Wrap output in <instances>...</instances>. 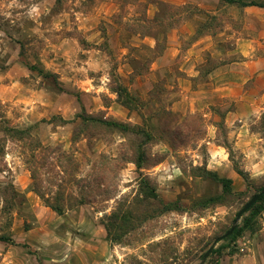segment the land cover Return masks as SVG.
Masks as SVG:
<instances>
[{"label": "rangeland", "instance_id": "rangeland-1", "mask_svg": "<svg viewBox=\"0 0 264 264\" xmlns=\"http://www.w3.org/2000/svg\"><path fill=\"white\" fill-rule=\"evenodd\" d=\"M127 1L136 9L98 22L97 40L109 21L119 25L120 46L72 28L67 0H0V264H75L72 252H93L83 243L89 230L120 251L121 264H197L264 184L249 182L219 107L211 116L206 107L174 109L183 82L154 75V56L184 21L195 24L184 48L215 31L223 46L241 36L262 42L264 0ZM137 32L160 38L154 45ZM256 124L263 131L264 120ZM208 141L224 145L223 161L247 180L239 175L223 192L206 178ZM257 206L253 230L264 199ZM106 227L120 239L111 242ZM251 232L220 240L201 264L234 253Z\"/></svg>", "mask_w": 264, "mask_h": 264}, {"label": "crops", "instance_id": "crops-1", "mask_svg": "<svg viewBox=\"0 0 264 264\" xmlns=\"http://www.w3.org/2000/svg\"><path fill=\"white\" fill-rule=\"evenodd\" d=\"M67 2L70 3L71 16H74L70 20L72 28L76 27L87 40L104 39L122 46L119 25L112 21L105 24V34L97 40L96 37L101 32L98 22L128 8L135 10L133 3L127 0ZM184 4L182 2L179 5ZM199 5L205 8L206 0H201ZM150 7L155 8L154 2H150ZM261 8L264 9V6ZM65 10L62 9L63 12ZM183 24L180 26L182 28L174 27L167 33L165 46L161 53L154 56V75H166L172 85L175 84L174 77L183 82L181 89L177 88L181 97L172 103L174 109L182 108L185 112L192 107H206L209 110L205 114L207 116L214 113L212 108L219 107L223 111L227 130L226 142L244 156L243 169L248 172L249 182L260 185L264 182V129L260 130L256 123L259 118L264 120V37L262 42L244 36L236 37L235 44L231 42L229 46H223L224 42L218 37L223 32L215 31L209 35H199L184 48L182 40L185 39L187 31H193L188 26L192 24L195 27V24L190 21H184ZM93 29L96 30L94 36ZM136 36L139 41L150 36L154 45L160 38L159 33L142 35L137 32ZM260 47H263V52L258 53ZM210 124L214 128L213 122ZM207 143L213 144L208 149L207 167L218 176L230 179L232 185L239 184L240 177L229 166L230 161H223L224 152L227 153L224 145L212 141ZM87 233L83 243L91 247L93 252L91 256H88L90 253L85 255L82 250L80 254L72 252L71 256L76 259L75 264H121L120 251L102 234L95 235L93 230ZM218 264H264V218L261 220V227L242 237L237 243L236 251L221 257Z\"/></svg>", "mask_w": 264, "mask_h": 264}, {"label": "trees", "instance_id": "trees-1", "mask_svg": "<svg viewBox=\"0 0 264 264\" xmlns=\"http://www.w3.org/2000/svg\"><path fill=\"white\" fill-rule=\"evenodd\" d=\"M249 4H253L252 2H250ZM19 133H24V130H20ZM38 147L40 148L41 147V150H44L45 148L40 146V144L38 145ZM52 152L55 151V149H51ZM135 165L137 168L140 167V162L139 160H137L135 162ZM238 175L242 176L244 179L247 180V176L244 177L242 172L240 170H236L235 171ZM203 173L205 175L206 178H209L215 182H217L218 184L221 185V189L223 192H229L230 191V185H231V180L230 179H226V178H223V177H220L218 176V174L214 171H210V170H207V169H204L203 170ZM35 189V188H34ZM259 190V189H258ZM35 192H37V190H35ZM38 196L43 199V196L39 195V193L37 192ZM150 195L151 196H154V190L152 188H150ZM220 196H217L216 198H211V199H219ZM264 199V194L261 195L258 200L256 202H254L250 208L247 210L248 212V215L247 216H244L242 218V224L239 225L237 224V226L235 227V229L227 236L225 237L224 239H233L237 236H239L245 229H250L252 232L254 231L252 229V219L253 217L259 212L260 208L257 206L258 203H260L262 200ZM44 200V199H43ZM45 204L50 208L52 209L53 211H55L57 214L61 215L63 213V207L58 205V204H53V203H49L47 202V200L44 201ZM171 204H168V205H165L164 206V210H170L171 208ZM121 218V216L119 217V215H113V219H114V222L116 220H119ZM106 231H107V237L108 239L111 241V242H115V241H118L121 237V235H116L114 237H111V234L109 232V230L107 229L106 227ZM214 251V248H212V250L210 251L213 252ZM203 254L200 255V258L202 257ZM218 264V263H216Z\"/></svg>", "mask_w": 264, "mask_h": 264}, {"label": "water", "instance_id": "water-1", "mask_svg": "<svg viewBox=\"0 0 264 264\" xmlns=\"http://www.w3.org/2000/svg\"><path fill=\"white\" fill-rule=\"evenodd\" d=\"M264 194V184L260 186L259 190L253 193L247 200L246 202L238 209L236 212L230 226L228 229H226L221 235L217 236L214 238L212 241L211 245L208 247V249L203 253L200 261L197 264H201L205 258L209 255L210 251L212 248L219 242L220 240L224 239L227 237L237 226L241 216L250 208V206L258 200V198Z\"/></svg>", "mask_w": 264, "mask_h": 264}]
</instances>
